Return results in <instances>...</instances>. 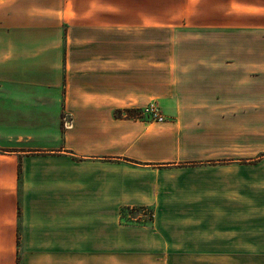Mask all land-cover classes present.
<instances>
[{
    "label": "crops",
    "instance_id": "crops-1",
    "mask_svg": "<svg viewBox=\"0 0 264 264\" xmlns=\"http://www.w3.org/2000/svg\"><path fill=\"white\" fill-rule=\"evenodd\" d=\"M58 1L0 0V264H264V0H199L256 53L193 97L175 53H121L115 7Z\"/></svg>",
    "mask_w": 264,
    "mask_h": 264
},
{
    "label": "rangeland",
    "instance_id": "rangeland-1",
    "mask_svg": "<svg viewBox=\"0 0 264 264\" xmlns=\"http://www.w3.org/2000/svg\"><path fill=\"white\" fill-rule=\"evenodd\" d=\"M98 1L105 9L111 6L116 9L121 53H142L146 48V53L149 49L153 53V59L158 58L159 53L170 56L175 53L173 63H178L181 71H185L178 78L185 83V91L192 97L207 93L208 74L202 71V67L215 64L214 61L217 65L222 64V53H256L253 40L234 43L230 36L225 41L222 30L190 26V18L199 0H76L78 5ZM59 5L57 0V10ZM57 17L62 15L58 13ZM64 17H69L68 12ZM144 18L150 24L146 39L138 30ZM138 212L135 211L132 217Z\"/></svg>",
    "mask_w": 264,
    "mask_h": 264
},
{
    "label": "built area",
    "instance_id": "built-area-1",
    "mask_svg": "<svg viewBox=\"0 0 264 264\" xmlns=\"http://www.w3.org/2000/svg\"><path fill=\"white\" fill-rule=\"evenodd\" d=\"M132 117L140 121L154 123H162L166 121L165 116L161 113L160 109L155 104L146 105L142 109L136 111V113ZM61 124L64 130L70 129L72 127L71 121L65 116L62 117ZM133 214H135V211L133 212ZM150 214V210L142 209L136 214V216L132 217V215L130 214L126 215L122 221H131L138 224H145Z\"/></svg>",
    "mask_w": 264,
    "mask_h": 264
},
{
    "label": "trees",
    "instance_id": "trees-1",
    "mask_svg": "<svg viewBox=\"0 0 264 264\" xmlns=\"http://www.w3.org/2000/svg\"><path fill=\"white\" fill-rule=\"evenodd\" d=\"M126 113H127V116H129V117H132L135 113H136V110H126L125 111ZM140 210H142V209H127V208H125V209H122L121 210V221L124 219V217L126 216V215H132L133 214V212L134 211H140ZM152 220H153V217H152V213L149 215V217H148V219H147V222L145 223V224H149V223H151L152 222ZM128 222H131V221H128Z\"/></svg>",
    "mask_w": 264,
    "mask_h": 264
}]
</instances>
